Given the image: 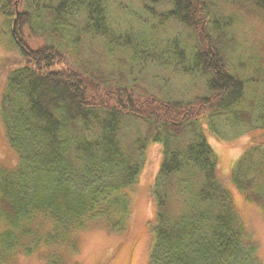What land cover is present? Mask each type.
Here are the masks:
<instances>
[{"label":"trees","instance_id":"16d2710c","mask_svg":"<svg viewBox=\"0 0 264 264\" xmlns=\"http://www.w3.org/2000/svg\"><path fill=\"white\" fill-rule=\"evenodd\" d=\"M0 1L23 58L8 75L1 102L8 144L19 159L0 169V264H12L9 256L19 251H40L46 264H66L63 253L50 247L75 244L73 233L95 218L110 229H125L131 190L151 141L162 145L163 158L150 192L154 239L148 264H264L219 176L218 156L202 123L216 116L212 131L223 132L222 119L233 114L250 129H264L255 96L243 105L249 81L230 70L220 37L207 28L214 0H162L173 19L192 30L191 73L174 62L193 84L188 98L162 72L173 58L137 47L131 37L120 44L132 61L127 65L119 57L117 66L107 60L102 67L86 39L107 35L104 60L119 45L110 31L109 0L106 6L105 0ZM252 2L264 6V0ZM44 17L48 26L41 25ZM77 17L84 23L76 31ZM105 22L110 27L104 33ZM70 43L77 64L69 58ZM86 51L89 56L82 55ZM153 62L161 67L153 69ZM230 180L264 210L262 143L242 153Z\"/></svg>","mask_w":264,"mask_h":264},{"label":"rangeland","instance_id":"374dc122","mask_svg":"<svg viewBox=\"0 0 264 264\" xmlns=\"http://www.w3.org/2000/svg\"><path fill=\"white\" fill-rule=\"evenodd\" d=\"M106 1L108 0L103 1L104 6L107 5ZM109 2V14L114 20L111 21V27L105 22L103 31L105 33V30L110 27L112 37L118 39L119 45L115 46L111 55L104 60L103 55L108 48L107 35L104 34V39L98 37V39L89 40V36L86 39V44L90 42L89 44L93 46L92 51L99 53L102 67H106L107 60L111 67L117 66L119 57H122L127 65L129 61H132V53L129 49L122 48L120 44L123 41L122 38L131 37L137 47L141 46L149 52L156 50L163 59L166 55L173 58V60L170 59L171 62L173 61L172 64L169 59L167 60L169 63L162 72L170 74L173 84L180 86L184 91L180 90V94L188 98L190 96L188 86L193 84L190 78L180 74L174 62L187 67V73H191L188 67L191 62L189 60L191 45L194 43L192 30L174 20L170 10H167L168 6L162 5V0H109ZM209 13L210 22L207 28H211L214 38L220 37L219 46L226 52L230 70L238 71L249 81L243 105L249 102L250 95H254L257 100L256 115L259 119L260 116L264 118V110L260 112L264 105H261L264 103V6H257L252 0H214ZM75 22L74 28L77 31L82 27L84 20L77 17ZM41 25L48 26L49 21L45 18ZM11 28L12 21L8 23V18L0 10V64L6 63V67L0 66V169L15 166L19 159L18 153L9 147L1 110L8 75L23 64V58L12 37ZM25 31L27 34L29 33L27 31L31 29L26 28ZM186 36L187 40L184 38ZM99 41L101 43L97 44ZM185 42L190 43L189 56H186ZM68 48L71 50L69 58L77 64L75 46L70 43ZM87 52L82 55L87 56ZM154 65L161 67L157 62H153V69ZM174 72L179 74L176 75ZM197 83L201 87L204 86L201 77H198ZM191 91L193 94L194 90ZM226 115L222 119L223 128L225 127L223 132L212 131V123L218 119L216 116L210 121L207 117L204 120L206 122H202L203 127L210 145L218 156L219 176L231 190L236 207L257 243L259 257L264 262V210L248 201L230 180L234 163L242 153L251 144L264 145V129H250L233 114ZM162 158V145L151 141L146 148L143 170L131 190L132 210L125 229L122 231L110 229L103 220L95 218L87 221L82 228L73 233L76 239L75 244L55 245L50 249L61 251L66 264H148L154 239L151 228L154 216L153 202L150 192ZM3 227L4 223L0 220V231ZM42 249L49 250V247L43 246ZM9 258L14 259L12 264H46L40 251L32 254L19 251L10 255Z\"/></svg>","mask_w":264,"mask_h":264},{"label":"water","instance_id":"95a60500","mask_svg":"<svg viewBox=\"0 0 264 264\" xmlns=\"http://www.w3.org/2000/svg\"><path fill=\"white\" fill-rule=\"evenodd\" d=\"M18 14H19V12L17 13V17H18ZM17 17L14 19V26H13V29H14V30H15V25H16Z\"/></svg>","mask_w":264,"mask_h":264}]
</instances>
